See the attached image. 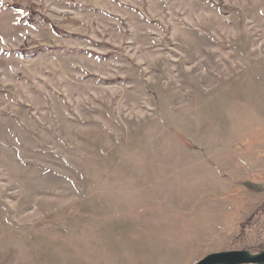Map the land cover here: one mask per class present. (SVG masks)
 I'll use <instances>...</instances> for the list:
<instances>
[{
    "label": "rangeland",
    "instance_id": "1",
    "mask_svg": "<svg viewBox=\"0 0 264 264\" xmlns=\"http://www.w3.org/2000/svg\"><path fill=\"white\" fill-rule=\"evenodd\" d=\"M262 204L264 0H0V264L253 255Z\"/></svg>",
    "mask_w": 264,
    "mask_h": 264
},
{
    "label": "water",
    "instance_id": "2",
    "mask_svg": "<svg viewBox=\"0 0 264 264\" xmlns=\"http://www.w3.org/2000/svg\"><path fill=\"white\" fill-rule=\"evenodd\" d=\"M195 264H264V251L253 254L248 250H226L207 254Z\"/></svg>",
    "mask_w": 264,
    "mask_h": 264
},
{
    "label": "crops",
    "instance_id": "3",
    "mask_svg": "<svg viewBox=\"0 0 264 264\" xmlns=\"http://www.w3.org/2000/svg\"><path fill=\"white\" fill-rule=\"evenodd\" d=\"M152 255L157 256L155 260L152 261L150 264H175V263H170V257L175 256L176 253L175 251H170L169 249H163V248H158L152 251Z\"/></svg>",
    "mask_w": 264,
    "mask_h": 264
},
{
    "label": "trees",
    "instance_id": "4",
    "mask_svg": "<svg viewBox=\"0 0 264 264\" xmlns=\"http://www.w3.org/2000/svg\"><path fill=\"white\" fill-rule=\"evenodd\" d=\"M262 214H264V204L260 205L255 210V212L251 215V217L249 219H247L244 223H242V225H241V233L239 234V237L237 239H239L243 235L242 232L244 230H246L249 227H252V224L254 223V221H256L258 218H260Z\"/></svg>",
    "mask_w": 264,
    "mask_h": 264
}]
</instances>
